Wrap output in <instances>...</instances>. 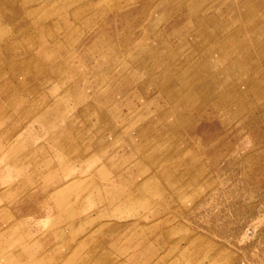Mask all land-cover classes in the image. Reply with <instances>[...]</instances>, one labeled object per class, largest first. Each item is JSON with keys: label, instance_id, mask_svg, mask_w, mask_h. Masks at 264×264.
<instances>
[{"label": "rangeland", "instance_id": "374dc122", "mask_svg": "<svg viewBox=\"0 0 264 264\" xmlns=\"http://www.w3.org/2000/svg\"><path fill=\"white\" fill-rule=\"evenodd\" d=\"M0 264H264V0H0Z\"/></svg>", "mask_w": 264, "mask_h": 264}]
</instances>
